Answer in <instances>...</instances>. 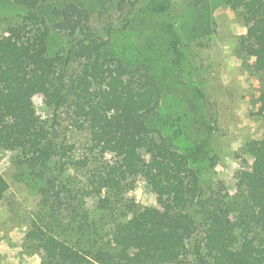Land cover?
<instances>
[{"label":"trees","instance_id":"1","mask_svg":"<svg viewBox=\"0 0 264 264\" xmlns=\"http://www.w3.org/2000/svg\"><path fill=\"white\" fill-rule=\"evenodd\" d=\"M166 1L176 18L221 0ZM138 2L99 0L121 19L93 28L77 0H0L21 10L20 21L0 38V150L17 152L15 163L44 209L25 239L41 251L42 264H264V138L247 143L249 163L236 171L231 191L223 181L210 183L172 146L158 115L163 90L151 64L114 39L149 0ZM231 6L246 27L240 51L264 77V0ZM205 18L195 14L192 31ZM77 29L90 40L76 52L77 67L56 69L47 39ZM181 51L203 99L190 43L182 42ZM40 91L46 116L33 101ZM258 101L264 112V89ZM208 119L213 131L215 120ZM75 134L86 137L80 156L70 140ZM216 159L206 156V171ZM68 169L79 171L80 180ZM141 176L150 179L156 207L127 196ZM7 188L0 176V200Z\"/></svg>","mask_w":264,"mask_h":264},{"label":"rangeland","instance_id":"2","mask_svg":"<svg viewBox=\"0 0 264 264\" xmlns=\"http://www.w3.org/2000/svg\"><path fill=\"white\" fill-rule=\"evenodd\" d=\"M77 1L88 8L93 28H102L109 22L119 24L121 15L113 8L102 10L99 0ZM233 1L221 0L215 5L202 2L173 18L166 0H149L125 29L114 33L120 47L130 50L133 45V52L152 66L163 90L158 115L164 136L173 147L189 155L200 175L210 183L223 181L230 191L236 171L249 163L247 143L264 138V112L258 110L264 77L255 71L254 59L240 51L246 27L240 11L231 6ZM195 14L206 18L200 28L192 31L190 22ZM20 19V9L1 3L0 38L5 39L7 28ZM73 38L76 40L70 45ZM89 42L82 29L62 37L50 36L47 51L54 67L74 70L78 65L76 52ZM182 42L190 43L194 76L203 99L185 71ZM33 101L37 112L46 116L44 93H36ZM210 116L215 120L213 131L208 129ZM85 139L82 134L71 137L78 144L76 156L83 152ZM209 154H217V159L214 167L206 171ZM16 156L15 151L0 150V176L8 184L0 200V264H42L41 251L25 239L31 220L44 211L42 200L29 184L25 170L15 163ZM67 174L74 181L81 178L80 172L73 169H68ZM127 196L142 206H157L148 176L139 177Z\"/></svg>","mask_w":264,"mask_h":264}]
</instances>
